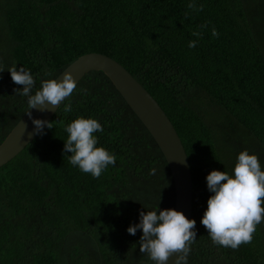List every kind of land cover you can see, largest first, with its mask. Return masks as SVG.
Returning <instances> with one entry per match:
<instances>
[{
  "label": "trees",
  "instance_id": "trees-1",
  "mask_svg": "<svg viewBox=\"0 0 264 264\" xmlns=\"http://www.w3.org/2000/svg\"><path fill=\"white\" fill-rule=\"evenodd\" d=\"M89 53L124 66L184 144L197 233L188 264H264V222L235 250L200 223L212 170L232 174L245 149L264 169V0H0V145L30 110L9 68L31 71L34 94ZM80 116L101 123L97 146L117 158L98 179L63 152L65 128ZM175 200L156 141L110 79L91 72L50 129L0 168V264H153L140 252L142 231L127 228Z\"/></svg>",
  "mask_w": 264,
  "mask_h": 264
},
{
  "label": "clouds",
  "instance_id": "clouds-1",
  "mask_svg": "<svg viewBox=\"0 0 264 264\" xmlns=\"http://www.w3.org/2000/svg\"><path fill=\"white\" fill-rule=\"evenodd\" d=\"M191 7V5H189ZM199 36V32H194ZM213 36L218 32L213 29ZM196 46L190 41L189 48ZM4 72L0 67V73ZM11 80L22 89H14L16 95L26 97L30 110L41 113L53 111L70 97L77 88L75 78L65 72L62 79L42 80L40 88L33 94L34 77L29 69L17 66L9 68ZM83 91V90H81ZM72 105L64 104V111L70 112ZM28 117L34 125V133L42 135L50 123L41 119H33L31 111ZM101 123L95 118L80 116L69 123L65 132L64 153H71L69 163L82 173L90 174L98 179L108 167L116 164V156L106 148L98 145L97 132H102ZM155 172V169L152 170ZM207 190L211 193L207 200V208L200 223L205 227L211 241L218 246L235 250L241 244L252 241L257 225L264 222V169L255 154L249 150L241 151L232 174L225 171L212 170L206 176ZM139 222L130 225L127 232L135 236L142 231L139 240L140 252L147 254L153 264H168L175 255L174 264H188L191 244L196 240V221L188 219L183 212L175 209L141 211Z\"/></svg>",
  "mask_w": 264,
  "mask_h": 264
},
{
  "label": "water",
  "instance_id": "water-1",
  "mask_svg": "<svg viewBox=\"0 0 264 264\" xmlns=\"http://www.w3.org/2000/svg\"><path fill=\"white\" fill-rule=\"evenodd\" d=\"M66 71L73 75L77 85L94 71L103 72L110 79L152 135L167 160L175 187V210L183 212L186 218L192 219L194 180L189 157L176 128L154 97L124 66L103 54L89 53L81 56L57 79H62ZM61 105L45 113H41L38 109L29 111L33 119L50 123ZM28 112L0 145V168L14 160L39 136L33 134L34 125L27 115ZM174 260L175 255L169 259L168 264H174Z\"/></svg>",
  "mask_w": 264,
  "mask_h": 264
}]
</instances>
